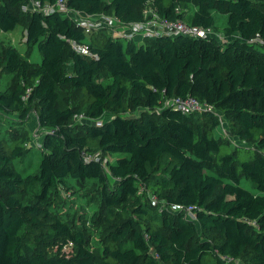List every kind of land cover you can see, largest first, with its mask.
<instances>
[{"label": "trees", "instance_id": "16d2710c", "mask_svg": "<svg viewBox=\"0 0 264 264\" xmlns=\"http://www.w3.org/2000/svg\"><path fill=\"white\" fill-rule=\"evenodd\" d=\"M26 1L0 0V30L24 23L26 44L41 56L32 63L0 43V78L12 79L0 90V122L14 115L18 127L0 138V264H264V195L239 184L244 177L264 190V0H66L126 23L153 8L224 38L160 35L125 46L105 29L86 36L58 12L23 11ZM213 11L226 14L221 31ZM73 40H87L97 57L75 51ZM186 95L212 111L165 105ZM32 112L40 157L24 173L13 163L32 149L23 128ZM221 116L245 145L222 151ZM67 178L99 184L100 211L90 217L105 226L99 244L55 211ZM176 204L196 206V218Z\"/></svg>", "mask_w": 264, "mask_h": 264}, {"label": "rangeland", "instance_id": "374dc122", "mask_svg": "<svg viewBox=\"0 0 264 264\" xmlns=\"http://www.w3.org/2000/svg\"><path fill=\"white\" fill-rule=\"evenodd\" d=\"M108 1V0H105ZM193 7L190 6L189 10H192ZM214 14V27L221 31V28L225 24L226 14L220 12H213ZM123 45L125 46L127 41L126 39H121ZM137 44L143 43L144 40H136ZM0 43L4 45H11L14 47L20 55L26 58L29 62L39 63L41 61L40 53L37 47L28 46L25 41V24L21 23L16 26L12 31H2L0 30ZM259 44V43H258ZM259 49L264 50L263 47L257 46ZM103 77H100L102 79ZM11 77L9 75H2L0 78V90H3L6 86L11 83ZM65 90V91H64ZM61 92L66 94V89L61 87ZM68 93V92H67ZM64 99V98H62ZM138 109L134 110L131 114H137ZM129 113V115H131ZM111 113L106 112L100 118L103 121L106 118H109ZM200 116V114L198 115ZM15 118L14 115H11L7 119H3L0 122V138L4 140H9L14 134L13 131L18 128L15 126V122H11ZM23 128L29 131L32 141V149L27 156H24L16 161L13 165L17 169L23 170L24 173L33 172L36 169L37 162L39 160L40 154L38 153L37 143L41 140L42 130L39 129L38 123L36 122V115L32 112L29 116V119L24 123ZM16 132V131H15ZM215 136L220 139L227 141L229 146L222 148L223 152L230 151L236 145H245L243 141L239 140L236 136L232 134L228 120L222 116V121L214 129ZM240 151V160L244 158H249L242 150ZM124 155V153L117 154H106V158L109 160H114L116 157ZM25 169V170H24ZM113 178L111 177L110 180ZM114 181L112 180V183ZM239 184L246 189L252 191L253 193H258L264 195V190L257 189L249 179L242 177L239 181ZM99 184L96 180L92 179H83V180H74L67 178L65 187L60 188V191L56 194V213L60 214L67 220L72 221L76 224H83L84 227H87L90 232L92 243L99 244V241L103 237L105 232V226L100 224H92L90 222V217L94 212L100 211V194H99ZM70 247L62 249V252L65 254L70 253ZM204 264H214L212 258L205 257Z\"/></svg>", "mask_w": 264, "mask_h": 264}, {"label": "built area", "instance_id": "2783aa9c", "mask_svg": "<svg viewBox=\"0 0 264 264\" xmlns=\"http://www.w3.org/2000/svg\"><path fill=\"white\" fill-rule=\"evenodd\" d=\"M21 9L23 11H39L44 14L58 12L63 16L68 17L79 27L86 36L91 35L100 29H105L113 38L126 39V41L144 40L145 38H156L160 35H168L170 37L176 36H188V37H215L220 41H224V38L220 36L212 27H201L196 25L186 24L182 20H167L160 18L158 13L153 8H147L145 10L146 18L141 21L123 22L115 14H108L105 12L99 13H86L77 10L67 5L66 0H56L53 3H41L39 0H27L22 3ZM250 42L263 43L259 39H250ZM73 49L79 53L88 54L93 58L97 55L90 50L87 40L83 41H71ZM165 105L171 106L180 110L184 114H190L194 112L212 111V108L202 100L198 98L186 95V96H174L165 101ZM217 112V111H216ZM221 115L219 112H217ZM78 119H85L83 115L77 116ZM92 121V119L88 120ZM222 116L220 117V122ZM96 123H101L100 119L94 120ZM92 157L99 159V153H95L93 156L85 155L86 159ZM105 164V160H103ZM153 203L156 202V198L151 195ZM171 209L183 212L187 218L195 219L194 205H181L176 204L170 206ZM71 245V244H70ZM65 246L66 247H69Z\"/></svg>", "mask_w": 264, "mask_h": 264}, {"label": "crops", "instance_id": "0c3cea01", "mask_svg": "<svg viewBox=\"0 0 264 264\" xmlns=\"http://www.w3.org/2000/svg\"><path fill=\"white\" fill-rule=\"evenodd\" d=\"M213 12H215V11H213ZM214 15V14H213Z\"/></svg>", "mask_w": 264, "mask_h": 264}]
</instances>
